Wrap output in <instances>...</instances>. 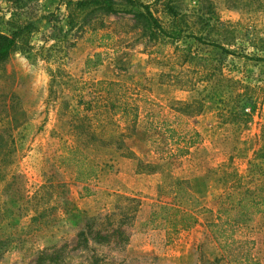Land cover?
I'll list each match as a JSON object with an SVG mask.
<instances>
[{"label":"rangeland","instance_id":"rangeland-1","mask_svg":"<svg viewBox=\"0 0 264 264\" xmlns=\"http://www.w3.org/2000/svg\"><path fill=\"white\" fill-rule=\"evenodd\" d=\"M79 1L0 0V29L27 25L30 47L0 63V264H229L206 225L225 191L220 166L253 181L264 173V0H172L176 16L167 0H139L165 30L181 29L176 42L151 37L134 12L80 11ZM95 53L99 63L87 67ZM102 80L135 89L141 125L150 111L155 122L168 119L198 137L168 161L150 143L152 131L141 137L139 127L126 138L130 158L101 146L98 135L88 152L100 170L88 183L92 192L79 196L72 164L53 150L73 142L75 126L88 130L104 119ZM18 132L23 145L15 148ZM139 158L156 168L138 172ZM168 176L187 179L199 201L197 224L177 233L147 221L155 202L172 201ZM111 223L124 244L80 246L81 229L106 234ZM247 234L264 264V214ZM54 251L58 262H37Z\"/></svg>","mask_w":264,"mask_h":264},{"label":"trees","instance_id":"trees-1","mask_svg":"<svg viewBox=\"0 0 264 264\" xmlns=\"http://www.w3.org/2000/svg\"><path fill=\"white\" fill-rule=\"evenodd\" d=\"M130 5V9L121 7L114 0H81L77 3V8L81 11L88 7L104 9L111 13H117L119 10L127 13H135V16L141 18L149 28L151 37L156 35L163 38H169L176 42L181 38V29L175 24L170 30H165L150 10V5L140 2L139 0H124ZM172 0H167L165 7L167 11L176 16L177 13L172 6ZM118 6V7H116ZM138 8H142L139 11ZM1 22V21H0ZM27 25L11 26L10 30L5 27L0 29V63L7 60L9 55L19 50L23 53H29L30 47L27 45L25 33H28ZM197 41H200L197 38ZM185 55L190 53V47L184 49ZM99 53H95L93 58H88L85 62L87 67L96 66L99 63ZM97 86L100 92L104 94V119L98 122L97 127L93 124L87 127H76L75 137L72 143L62 140L56 152L61 148V153L56 154L60 162H70L73 167V181L81 184L79 187V196L89 195L92 190L89 182L95 179L100 170L99 164L91 158V147L93 141L100 136L98 143L103 147H113L121 150L125 157H133V152L126 144V138L139 132L142 128L141 137L147 136L151 139L154 150L160 156L167 157L168 161L177 156L186 155L189 147L193 146L197 140L198 133L193 129H184L177 131L169 123L168 119L155 122L151 119L152 113L146 112L148 119L143 125L140 119V107L137 103V97H134L133 90L127 87L119 80H102ZM174 108V107H173ZM181 103L174 108L175 111L181 112L184 109ZM97 113L92 116H96ZM89 120V117L83 116L79 121ZM87 130V131H86ZM2 131V130H1ZM87 132V133H86ZM151 134L161 136L162 142H154ZM22 132H18V137L12 142V147L20 148ZM164 136V137H163ZM148 143V144H150ZM98 144V145H99ZM159 160V159H157ZM158 162V161H157ZM157 164V163H155ZM159 166V165H158ZM157 166V167H158ZM137 171L144 172L154 167V162H144L137 159ZM228 164L219 167L220 175L218 181L225 187L224 193L218 198L214 217L207 220V227L211 236L217 241L224 258L229 264H260L253 256L252 246L255 241L249 238L248 229L258 214H264V173L255 181L246 179L243 174H232L228 171ZM162 184V183H161ZM168 190L172 195L170 203L155 202L152 205L148 216L150 224H158L166 230L167 233H177L181 230H187L197 224L199 218L197 214L198 199L189 185V181L180 177L168 176L165 180ZM162 185H157L158 189H163ZM71 203V200H70ZM72 204V203H71ZM110 230L102 234L98 230L81 229L77 235L81 239V247H88L90 241L95 244H115L121 245L126 241L123 230L120 227H114L111 223ZM88 232L93 233L92 239H89ZM58 251L48 254H41L37 262L47 260L48 262H58ZM93 264H96L93 262Z\"/></svg>","mask_w":264,"mask_h":264}]
</instances>
